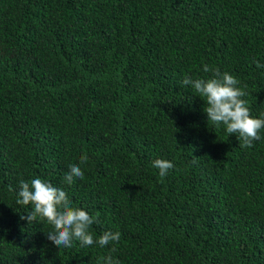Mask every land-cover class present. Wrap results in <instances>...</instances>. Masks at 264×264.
Returning <instances> with one entry per match:
<instances>
[{"label": "trees", "instance_id": "trees-1", "mask_svg": "<svg viewBox=\"0 0 264 264\" xmlns=\"http://www.w3.org/2000/svg\"><path fill=\"white\" fill-rule=\"evenodd\" d=\"M205 64L261 118L264 0H0V264H264V129L245 148L208 121L182 83ZM36 178L119 242L57 248L21 219Z\"/></svg>", "mask_w": 264, "mask_h": 264}, {"label": "clouds", "instance_id": "clouds-1", "mask_svg": "<svg viewBox=\"0 0 264 264\" xmlns=\"http://www.w3.org/2000/svg\"><path fill=\"white\" fill-rule=\"evenodd\" d=\"M203 71L211 72L212 77L207 80L199 78L192 80L186 76L182 83L186 86L191 85L194 92L206 102L204 110L208 115V121L215 126L223 124L229 135L236 134L241 147H251L253 141L260 139V130L264 129V113L261 114V118L251 115L248 102L243 99L247 93L237 87L239 80L234 75L222 73L219 68H210L207 64L203 66ZM87 160L88 156L84 154L80 158V163L83 164ZM152 164L159 170L161 178L166 177L169 170L174 168L173 162L168 159L158 158ZM83 177L81 167L73 163L69 166L64 180L71 185L75 178ZM17 203L32 206V211L27 216H21V219H27L29 223L46 221L52 226L53 231L47 232V238L57 248H71L74 241H78L84 247L94 244L104 247L110 242L118 243L120 240L119 231H105L98 239H94L90 229L94 222H98L99 214L92 216L83 208L73 207L65 190L40 178L32 179L30 183L20 181ZM115 251L113 247L111 252ZM100 259L104 264H119L111 254Z\"/></svg>", "mask_w": 264, "mask_h": 264}]
</instances>
